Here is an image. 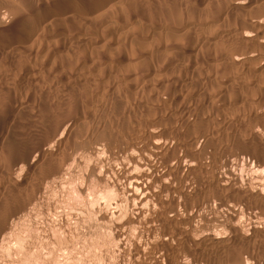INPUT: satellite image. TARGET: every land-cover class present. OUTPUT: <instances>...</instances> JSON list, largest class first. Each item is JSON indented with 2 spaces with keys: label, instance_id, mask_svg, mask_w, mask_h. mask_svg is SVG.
I'll use <instances>...</instances> for the list:
<instances>
[{
  "label": "rangeland",
  "instance_id": "rangeland-1",
  "mask_svg": "<svg viewBox=\"0 0 264 264\" xmlns=\"http://www.w3.org/2000/svg\"><path fill=\"white\" fill-rule=\"evenodd\" d=\"M83 1L86 0H0V27L9 26L12 29L27 17L35 19L32 21L34 25L28 36L19 37L10 46H0V221L10 207L9 203L12 204L16 198L26 197L28 190L29 193L36 192V198L28 203L29 206L28 204L20 206L21 209L13 212L15 216L13 213L9 215L8 228H3L0 232V264H155L158 262L160 264V261L161 264L183 262V264H238L247 261V257L248 259L250 257L251 264L257 262L259 264L261 254H264V236H262L264 232L245 239L239 235V231L234 226L239 225V228L248 235L253 234L254 226L264 227L262 212L264 202L256 205L247 200L245 203L249 208L245 209L244 213L234 215V212L227 207L205 206L201 211L196 207H189L190 209L186 210L184 203H180L177 220L171 216L172 213L169 216L174 221L168 219L162 211L160 218H152L153 210H162L160 204L154 209L153 205L146 204L144 209L140 210L136 202L125 200L124 195L122 207L112 205L114 208L112 206L107 208L108 222L103 219L106 206H102L101 201L95 203L97 206H89L90 199L93 200L94 197L96 199L97 195L102 196L106 189V183L93 178L89 169V166L97 160L93 149L98 147L102 149L106 144L104 138H101V133L120 132V127L126 125L130 130L128 140L135 148L148 146L153 135L159 141L167 140L172 144L174 140L176 143V140L184 136L179 141L181 143L192 130L189 127L185 128V117L196 119V123L204 119L202 115V117L198 115V108L204 103L209 105L207 103L209 98L219 91L215 92L216 82L219 80L215 77L212 79L211 75L215 74L212 70L215 68H211L209 60L213 55L216 56V52L219 51L216 49L221 47V44H212V37H216L222 29H227L229 26L241 28L242 25H237L230 20L231 18H223L227 10L224 7L230 6L234 0H102L91 12L40 17L51 7ZM235 11L238 12L239 9ZM247 16L264 18V4L250 8ZM228 19L234 22L236 27L231 26L233 23L229 25ZM195 22H204L208 26L203 35L206 38L201 41L196 35L188 32L191 34L190 37L187 32H183L188 24ZM180 26L183 28L181 34L173 32L175 27ZM242 27L254 29L251 28L253 26L249 21ZM167 31L169 34L166 35ZM256 32L255 28L252 34ZM37 34L39 38L36 37ZM181 35L184 37L181 38ZM230 43L232 45L238 43L235 46L246 48L254 46L253 49L258 48L256 41L239 42L237 35L226 46H232ZM14 45L18 47L14 49ZM217 73L221 75V72ZM73 79L74 82L68 84ZM125 80H129V85L123 83ZM247 80L248 78L235 84L232 89L255 100L261 96V92L256 86L252 87L253 84L248 87ZM232 89L229 91L232 92ZM166 94H169L168 97ZM115 99L122 102L121 106ZM114 101L115 107L112 104ZM77 103L80 104L78 109L75 108ZM250 105L256 108L254 104ZM209 107L210 105L205 109V117L213 116ZM122 109L125 111L123 118L122 111L120 112ZM76 112L81 115V122L79 121L77 128L75 127L72 132H76L77 129L84 130V134L81 133L83 136L78 138L80 132H76L79 135L71 132L75 136H71L72 142L66 139L70 144H66L68 142L65 141L64 145H57L58 149L56 144L52 145L51 142L54 152L51 159L50 157L42 159L36 169H28L26 164L28 160L25 161V158L29 159L31 155L27 158L26 154L34 147L44 145L47 142V134L54 130L57 123L67 115H75ZM113 113H116V116ZM111 114L113 118L109 117ZM226 115L232 120L239 116L235 111ZM222 117L214 115L210 118L209 126L212 128L216 125L214 128L218 133L225 130L218 136L220 138L217 137L215 146H225L230 152L231 149L232 151L239 149V144L248 143L252 136V128L262 129L258 121L251 119L249 122L244 118L225 127L221 123ZM108 118L114 120L119 118V120L106 125L110 121ZM97 123L99 125H96ZM102 125L101 131L96 129ZM219 126V129H223H217ZM93 143L97 145L94 146ZM227 150L225 149L223 157L229 153ZM177 152H180V149L176 148L167 154L169 157L173 155V158ZM102 155L107 158L109 153L106 150ZM12 159L19 161L9 163ZM53 165L59 166V169L48 176L44 175L45 170ZM250 168L236 164L228 177L237 176L242 185L246 186L257 174ZM222 171L223 169L217 173ZM14 172L20 179L25 180L24 185L18 190L11 189L9 185L10 177ZM161 173L162 168L159 167L156 174ZM213 174L214 172L211 171L210 176ZM113 175L110 173L107 183H116L117 187L125 188L127 183L121 178L119 166H116ZM119 180L124 181L120 186ZM122 183L126 184L122 185ZM100 192L102 193L98 194ZM163 198L168 200L170 194L164 195ZM88 212L92 215L90 216ZM23 213L26 216L22 217ZM28 220L30 223H27ZM54 229H57L58 233L54 234ZM17 234L24 240L22 249L15 240ZM215 234L225 238V242H213L209 236ZM164 236L169 241L164 246H156L157 240L158 242L166 240ZM137 244L142 245L141 252L138 253L135 250ZM154 247L158 248L154 249ZM143 249L146 251L144 252ZM22 250L25 252L23 253ZM151 251L154 256L153 254L150 256ZM237 251L239 254L236 253ZM39 252L47 255L38 258L39 260L35 259V255ZM152 257H156V261Z\"/></svg>",
  "mask_w": 264,
  "mask_h": 264
},
{
  "label": "bare ground",
  "instance_id": "bare-ground-1",
  "mask_svg": "<svg viewBox=\"0 0 264 264\" xmlns=\"http://www.w3.org/2000/svg\"><path fill=\"white\" fill-rule=\"evenodd\" d=\"M101 1L102 0H86V1H83V2H76L75 4L72 3L70 5L54 6L53 8L51 7L48 11H46L43 14V16L41 15L40 17L41 18H46V17L48 18L50 16L57 15V14H66V15L69 16V15H74V13H76V12H89V11L91 12L98 6V4L101 3ZM119 1H121V0H119ZM263 2H264V0H250V1L249 0H234V1L231 2L230 6L224 7L227 10H226V13H225L223 18L224 19L231 18L230 20H233L235 23H237V25L238 24H242V25H240L241 28L240 27L239 28L238 27L237 28H232V27L230 28V26H229V27H227V29H222V30L220 29L221 31L219 32V34L216 37H212V39H213L212 44H214V45L221 44V47L216 49L217 51L218 50L219 51L216 52V50H215L216 56L213 55L212 58L209 57L210 58L209 65L212 66L211 68L212 69H214V68L218 69V70L214 69L215 71L212 70L213 72H215V74L213 73L214 76L211 75V77H212V79H213V77H215L216 80H219L218 82H216L217 85L214 84V86L216 85V87H217V90L215 92H217L218 90L219 91H218L217 94H215L214 96L209 98V100L207 102L210 105L209 109L212 111L213 116L215 115V117L218 116L219 118L221 116H223L222 117L223 119L221 120L222 121L221 123H222L223 126H225L227 124L230 125L229 123H232L234 121H238V120L244 118V119L248 120L249 122L251 121V119L253 121H255V120L258 121L259 124L262 125V129H260L259 127L258 128H255V127L252 128L251 129L252 136L248 140V143H245V144H242V145L239 144V147H238L239 149L236 148L237 149L236 151H232V149H231V152H230L229 150H227V147H225V146L224 147H220V145L219 146H215V142L218 140L217 137L219 135H221L225 130H222L223 128L219 129L220 128V126H219V127H217V129L222 130V131L220 132L218 130L219 131V133H218L217 131H215V128H214L216 125L214 127L210 128V126H209L210 122L209 121H211L210 118H212L213 116L212 115L210 117H207V116L205 117L204 116L205 113H206L205 109H206V107L209 106L208 104L204 105L205 104L204 103L203 106H200L198 108V110H197L198 113H199L198 115L199 116L202 115L203 117L202 116L201 117L204 118V119H202L201 122L198 121L199 123H196L195 122V121H197L196 119L192 120V119H188L189 118L188 116H187L188 118L185 117L186 118V120H184V124L186 125L185 128L189 127L190 130L191 129L192 130L189 133L187 131V133H188L187 134L188 136L186 135L187 136L186 138H188L187 141H185L186 138H184L185 140H183V142H181V143L179 141L184 136H182L181 139L177 137L180 140H176V143H175V140L173 139L174 141H173V144H172V142L169 143L167 140L159 141V140L156 139V136L153 135V137H152L150 143L148 144V146H141L140 148L139 147L135 148V146L133 144L130 145V141L128 140L129 137H130V135H129L130 130L126 127V125H122L120 127V132H113V131L111 132L110 131V132H108V134L101 133L100 134V135H102L101 138H104V141L106 142V144L104 145L105 149L104 148L101 149L99 147L96 148V149H93L94 150L93 154L96 155L95 158L97 160H96L95 163H92L89 166V169H90V172H91V175H92L93 178L106 183V186H105L106 189L104 190L105 193H103L102 196L97 195L96 199H94L95 198L94 197V198H92L93 200L90 199V202L89 201L88 202H89V206L93 205L92 207H94V205H96L95 203H97L99 201H101L102 206H106L105 210L103 208L104 213H105V214L103 213L104 214V218L103 219L105 221H106V219L109 218V212L107 210L108 207H110L112 205L121 206V207L123 206V204L121 205V203H124L123 199H122L123 195L126 197L125 200L127 199V201L130 200V201L136 202L139 205L140 210H143L144 207H145L144 205H146V204L147 205H149V204L153 205V209L156 208L157 204H160L162 206V210L161 209L153 210L152 218L153 217H159L160 218V216H162L161 215V211H162L167 216V218L170 219V220L172 219V217L171 218L169 217L171 213H172L171 216H174V218L176 220L179 217V205H180V203H184V207H185L186 210L189 207L190 208L191 207H194V208L196 207L198 209V211H201L205 206H219V207H225V208L227 207L229 210L234 212L233 213V215H234V214L244 213L245 209L249 208V206H246V203H245L247 200L250 201V202L255 203L256 205L261 204V203L264 202V36H262V34H264V18L262 16H254V17L247 16V14L249 13L250 8H252L253 6L256 7L259 4H264ZM119 6H121V5H119ZM221 8H220V10L223 11V9H221ZM236 9L237 10L239 9V11L238 12L235 11ZM127 11H129L128 8H127ZM245 17H246V19H245ZM33 20H35V19H33ZM33 20L30 19L29 17H27V18L23 19V21L21 20V22L18 23V25L16 27L12 28V29L9 26L0 27V46H2V47L10 46L13 43V41H17L19 37L28 36V34L31 33V30H32L31 27L34 25L33 22H32ZM230 20L229 21L226 20V21L229 22V25L231 23H233V24H231V26L234 25L236 27V24H234V22H230ZM248 21L251 22V24L253 26L251 28H254V29L256 28L257 32L255 34H252V31L254 29L251 30V29H247V28L242 27ZM172 25H174V24H172ZM223 25H221L222 28H223ZM207 28H208V26L206 25V23H204V22H195L194 24H188L186 26V30L183 31V32H187L186 34H188V36L191 37V34L188 33V32H190L193 35H196L199 38L198 40L201 41L203 38H206V37H203V35L205 34ZM218 28H221V27H218ZM168 29H170V28H168ZM182 29L183 28H181V26L180 27H175L173 29V32H175L177 34H179V33L181 34ZM165 34L167 35V34H169V32L167 31V33H165ZM172 35L173 34H171V36ZM235 35H237L239 37V42L241 40H243L246 43H249L250 41H256L258 48L257 49L256 48L253 49L255 46L253 48L235 46L238 43L237 44L235 43V45H232L230 43L232 46H230V47L226 46L228 42L233 41ZM177 36L180 37L179 35H177ZM182 36L184 37V35H181V38H182ZM36 37H38V34H37ZM172 38L174 39V37H172ZM35 40H37V39H35ZM38 41H36V43ZM82 41H83V39H82ZM134 41L136 43V40H134ZM194 41H195V38H194ZM16 43L17 42H15V44ZM27 43H29V42H27ZM17 45H14L13 48L14 49L17 48L18 47ZM18 50H20V49L18 48ZM206 53H208V52H206ZM96 55H99V54H96ZM205 57L207 58V56H204V58ZM91 58H92V56H91ZM50 59H52V58H50ZM206 62H208V61H206ZM72 64L70 66H72ZM216 71L217 72L219 71V73L221 72V75L219 76V74ZM209 72H211V70ZM208 76H209V73H208ZM208 76H206V77H208ZM246 78H248V80H247L248 87L253 84L252 87L256 86L259 89V91L261 92V96L258 97L255 100H253L251 97L245 96L244 93L243 94L242 93H236L234 91L235 89H232L235 86V84H238L239 82L244 81ZM73 82H74V79L72 81H70L68 84L71 85ZM123 83L125 85H127V84L129 85L130 82H129V80H125ZM71 88H73V86H71ZM230 89H232V92L229 91ZM253 90H254V88H253ZM178 91H175V92H178ZM168 95H167V97H168ZM73 99H75V98H73ZM115 100L117 101V99H115ZM78 101H76V102H78ZM84 101H86V100H84ZM109 101H111V100L109 99ZM119 101H121V100H119ZM251 101H252V103H251ZM79 102H81V101H79ZM126 102H128V101L126 100ZM84 103H86V102H84ZM118 103H120V102H118ZM121 103H120V106H121ZM78 104L79 103L76 104L75 108L78 107ZM112 104H114L113 106L115 107V101ZM250 104H254V106L256 108L250 107L251 106ZM112 107H110V108H112ZM194 107H197V106H194ZM194 107H193V110H194ZM82 108L84 110V107H82ZM121 111H122V118H123V115H124L123 111L124 110L122 109V110H120V112ZM234 111L237 112L239 114V116L236 119L234 118L232 120L226 114H228L230 112H234ZM120 112H119V114L121 115ZM116 113H113V115L116 116L115 115ZM78 114H79V112H76L75 115L74 114L67 115L66 117L62 118L57 123V125L54 128V130L51 131V133H49V135L47 134L48 137L47 138L44 137V138H46L47 142L44 145H38V146L34 147L33 150L30 151V153L26 154L27 158H28L29 155H31L29 157V159H26L25 155H23V157L25 158V161L28 160V163H26V164H28V169H36L38 167V165H39L38 162L40 160H42V159H48L49 157L51 159V157L54 155L53 149L51 148L52 145H54V143L56 144L55 145L56 147H57V145L60 146L63 143H65L66 139L67 140L69 139V141L71 143L72 142L70 140V139H72L71 136L73 134L79 135L76 132H80V135L78 136V138H80L81 133H83L84 130L80 131L81 129L80 130L77 129L76 132H74V133L72 132V130L75 129V127L81 122L80 121V116L81 115L79 116ZM80 114H82V113H80ZM119 114H117V115L119 116ZM129 115L127 114L126 116H129ZM110 116L113 118L112 114L109 115V117ZM112 118H108V119H110V121L109 122L106 121L107 124H106V122H105V124L108 125V123L110 124V123H112L114 121L116 122V121L119 120V118H118V120H116V119L114 120ZM198 120H200V119H198ZM98 123L96 125H99ZM105 124H104V126H105ZM87 126H89V125H87ZM98 127H96V129L101 131L102 128H103V125H102V127H99V128ZM229 127H230V129H232L231 126H229ZM181 128H182V126H181ZM86 129H89V128H86ZM94 129H95V127H94ZM225 129H227V128H225ZM126 130H127V132H126ZM71 132L73 134H71ZM226 132H228V129H227ZM185 133H186V131H185ZM73 137H75V136L73 135ZM222 137H223V135H222ZM218 138H220V137H218ZM223 138H221V139H223ZM69 141H66V142H68L66 144H70ZM51 142L53 143L52 145L50 144ZM74 142H75V140H74ZM219 142H220V140H219ZM95 144L93 143L94 146H95ZM221 146H222V144H221ZM176 148L180 149V152L175 153L173 158H172L173 155L169 157V154H167V153L173 152ZM57 149H58V147H57ZM225 149L229 153H227L223 157V153L225 152ZM106 150L109 153L107 158H105L102 155V154H104L106 152ZM115 151H117V152H115ZM88 152H90V151L88 150ZM87 158L88 157H86V159ZM156 159H157V161H156ZM17 160L19 161V159H12L9 163H11V162L14 163ZM71 161H72V159H70V162ZM87 162H90V161H87ZM8 164H6V165H8ZM236 164H242L243 166L251 167L254 171L257 172L256 176L249 181L248 185L243 186L241 181H240V179L237 176H231L233 178L228 177V176H230L229 174H231V172H232L233 166L236 165ZM116 166H119V168L121 169V178L124 179V181L127 183V185H125L126 183L123 184L124 181L122 180L123 181L122 185L126 186L125 188H123L121 186L123 189L120 188V187H117L116 183H107V180L110 177V173H112V175L114 174ZM159 167L162 168V173L161 174H156L157 171L159 170ZM12 169H14V168H12ZM58 169H59V166L53 165L50 168H48L47 170H45L44 175L48 176V175L56 172ZM221 169H223V171L219 172V174H218L217 172L220 171ZM224 170H225V172H224ZM211 171L214 172V174L212 176H210V172ZM221 173H222V175H221ZM1 174H2V172H1ZM259 174H261V175H259ZM119 175H120V173H119ZM10 178L11 179H10L9 185H10L11 189L18 190L19 187H21L25 183V180L24 179H20L17 176L16 172H14L11 175ZM111 178H112V176H111ZM121 178H120V180H121ZM120 180H119V186H120V183L122 182ZM95 184H97V183H95ZM99 187H101V186H99ZM101 193L102 192H100L98 194H101ZM166 194H168V195L170 194V198L168 200H164V198H163L164 195H166ZM26 195L27 196L24 197V198H16L15 201L12 202V204L8 202L10 204V205L8 204L10 207H8V210L6 211V214H5L4 218L0 221V232L2 231L3 228L6 229V227L9 225L8 222L10 220H9L8 217H9L10 214L15 212L16 209H19L20 206H26V204H28L31 200H35V198H36L35 197L36 192H34V191L29 193V190H28ZM101 203H99V204L101 205ZM164 205H167V206H164ZM28 206H29V204H28ZM131 206H132V204H131ZM33 208H35V207H33ZM91 209H93V208H91ZM24 210H26V209H24ZM17 212H18V210H17ZM90 212H88V213L91 216L92 214H90ZM236 212H238V213H236ZM262 212L264 213V210H262ZM25 213H23L22 217L25 215ZM263 213H261V214H263ZM103 214L101 216H103ZM13 215H14V213H13ZM117 216L119 217V215H117ZM190 217H192V216H190ZM27 218H29V217H27ZM7 219L9 220L8 222H7ZM29 220H28L27 223H30ZM89 220H91V219H89ZM20 221H21V219H20ZM138 221H140L139 218H138ZM12 222H13V219H12ZM106 222H108V221H106ZM129 223L131 224V222H129ZM129 223L127 222V224H129ZM137 223H139V222H137ZM157 224H159V223H157ZM17 225H18V222H17ZM17 225H16V227H17ZM143 225H145V222H144ZM12 226H13V223H12ZM132 226L134 227V225H132ZM234 227L239 231V235L244 237L245 239H250L254 235L256 236L259 233H263L264 232V227L258 228L256 226H254L253 227V234L252 235H248L245 232H243V230L241 228H239V225L236 224V226H234ZM145 228H147V225H146ZM148 229H147V231H148ZM156 229H157V226H156ZM158 229H160V228H158ZM152 231H155V230H152ZM53 233L54 234L58 233L57 229H54ZM158 233H160V232H158ZM162 233H163V231H162ZM139 234H140V232H139ZM141 234H143V233L141 232ZM262 236H264V235H262ZM96 237H97V235H96ZM117 237H119V236L117 235ZM142 237H143V235H142ZM161 237H163V236H161ZM209 238L213 242H218V243L219 242H225V238H222V237L218 236L217 234L211 235V236H209ZM4 239H5V237H3V240ZM144 239H145V237H144ZM165 239L166 240H163V241L161 240L160 242H158V240H157L156 246L157 245L158 246H161V245L164 246L167 243V241H169V240H167L166 237H165ZM15 240L17 242V245L20 246L21 249H22L24 240L18 234L15 237ZM154 240H155V237H154ZM144 244H145V242H144ZM144 244H143V247H144ZM154 244H155V242H154ZM141 246H142L141 244H137V247H135V250H137L136 253H138V251L141 252V250H140ZM148 246H150V245H148ZM151 246H152V244H151ZM153 246H155V245H153ZM45 248H47V247L45 246ZM156 248H158V247H154V249H156ZM42 249H44V247H42ZM28 250H30V249H28ZM150 250H152V249H150ZM150 250H149V252H150ZM1 251H3V250H1ZM52 251H53V249L51 250V252ZM143 251H144V249H143ZM143 251H142V253L144 254V252L146 250L144 252ZM24 252L25 251H23V253ZM27 252L32 253L31 251H27ZM238 252L239 251H237L236 253H238ZM151 254H153L152 251L150 253V256H151ZM238 254H236V255H238ZM43 255L45 257V255H47V254H44L43 252H39L38 254L35 255V259L36 258L40 259V257H43ZM196 255L199 256L198 254H196ZM137 256H136V259H137ZM153 256H154V254H153ZM238 257H240V256H238ZM132 258H134V257H132ZM152 258H154V257H152ZM155 258H154V260H155ZM33 259H34V257H33ZM35 259H34V261H36ZM145 260H147V259H145ZM250 260H251L250 257H249V259L247 257V261L245 260V262L242 261V263L241 262H239V263H241V264H251ZM240 261H241V259H240ZM260 261H259V264H264V254H261V260ZM233 262H235V261H233ZM251 262H253V261H251ZM158 263H155V264H158ZM160 264H161V261H160ZM170 264H172V263H170ZM176 264H178V263H176Z\"/></svg>",
  "mask_w": 264,
  "mask_h": 264
}]
</instances>
